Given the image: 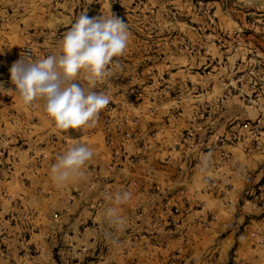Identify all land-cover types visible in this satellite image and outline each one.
Masks as SVG:
<instances>
[{"label":"crops","instance_id":"1","mask_svg":"<svg viewBox=\"0 0 264 264\" xmlns=\"http://www.w3.org/2000/svg\"><path fill=\"white\" fill-rule=\"evenodd\" d=\"M119 3L118 11L113 13L111 3L102 2L101 16L112 14L125 23L129 19L130 41L125 54L114 59L119 68L118 78L110 75L105 79L108 85L96 84L99 89H93L118 102L116 107H121L118 115L135 118L133 123L120 121V126L136 130L143 138L141 160L136 163L125 160L117 168L109 167L113 145L106 144L101 128L86 131L80 137L69 136L65 143L60 139H47L48 134L57 129L43 111L41 102L26 105L15 92L10 96L0 93V147L3 149L0 154V228L9 235L8 254L0 258V264H181L168 259L199 256L203 251L201 238L209 230H213L217 240L228 235L233 239L237 237L235 229L222 235L227 221L219 219V215L213 214V219H207L211 212L223 209L221 206L230 211L232 205L204 180L207 176L223 182L226 178L234 179V175H225L229 173L225 166L220 169L216 166L221 148H235L234 141L230 143L225 139L232 133L229 126H235L233 123L242 117V112H232L230 98L223 99L219 106L214 85L203 91V84L211 80L204 79L196 69L202 63L200 56L196 50L192 53L181 45L185 37L197 40L195 31L184 30L181 34L180 30L170 27L151 26L155 12L160 14L167 6L178 7L179 13L182 12L186 5L183 0H119ZM145 18L147 26L142 24ZM11 19L10 15L7 23L0 27V42L9 45L14 32L18 34V41L24 39ZM39 30L43 47L40 51L47 57L56 51L65 32L57 35L48 34L43 28ZM127 78L129 83L140 84L134 98L127 97L124 88H118ZM205 99H209V104ZM130 101L135 102L130 105ZM186 129L199 135L196 142H182L181 132ZM151 130L155 131L154 138L147 134ZM206 130L214 133L205 135ZM223 131L227 135L221 137L220 145L216 140L218 132ZM91 139L96 141L91 142ZM74 142L86 144L94 151V157L88 162L100 168V180L94 188L87 187L86 167L84 178L65 185H57L51 179L50 169L56 157ZM139 143L131 142L130 151H139ZM188 155H198L201 161L191 166L187 164ZM167 156L170 159L165 161ZM171 158L177 159V165ZM247 161L248 166L238 172L242 178L245 171L251 169V158ZM251 172L254 179L260 173ZM251 172L247 174L249 179ZM133 181L137 184L133 185ZM153 183L161 190V196L151 194L149 188ZM118 191H128L132 197L120 206L126 220L124 227L110 230L104 224L102 213L111 206L108 197ZM163 196L179 204L187 200L193 207L188 220L178 229L153 228L151 214L161 211ZM194 217L198 218V223L192 221ZM88 222L90 224L86 225ZM23 229L30 232L27 245L22 242ZM45 235L49 236L47 241L43 238ZM69 245L78 249L70 252ZM237 251L233 257L238 264L256 259L241 243L235 248Z\"/></svg>","mask_w":264,"mask_h":264},{"label":"rangeland","instance_id":"2","mask_svg":"<svg viewBox=\"0 0 264 264\" xmlns=\"http://www.w3.org/2000/svg\"><path fill=\"white\" fill-rule=\"evenodd\" d=\"M104 1L106 0H0V27L7 23L8 17L11 15V24L15 25L16 30H21L20 37L24 38L21 42L18 41V34L14 32L10 45L4 41L0 42V45L10 50H16L24 42H31L41 49L43 48L40 44L41 35H38L40 28H43V31L48 34L51 32L62 34L81 14H86L89 18L100 17ZM108 1L111 3L112 12L118 11L119 6L114 4L113 0ZM183 1L186 5H183L185 8L183 7V11L180 13V8H168V6L160 14L155 12L151 26L170 27L172 30H180L181 34L184 30L196 32L197 40L190 37L185 38L195 44L196 52L202 61L196 69L204 79L212 81L203 84V91L210 90V87L214 85L213 91L218 92L215 101L219 106L223 103L221 98L232 100L229 107L235 114L242 112V117L235 120L234 127L229 126V131L240 133V139L245 137L243 141L233 140L230 134L225 139L230 143L234 141L235 147L231 149L232 151L228 150L231 157L234 156V161L233 157L231 158L234 163V172L225 173L227 177L234 175V179L226 178L225 181L231 184V188L226 198L223 199L227 204L232 205L231 209L229 211L228 207L221 206L223 209L210 213V215L217 214L220 216L219 219L227 221L222 235L235 229L237 237L233 239L231 235H228L217 240L214 238L217 235L213 233V230H209L200 241L202 253L192 258H194L195 264H231L232 261L238 264L239 261L233 256L240 251L241 247L237 252H235V248L241 243L249 254L256 257L254 261L250 260L246 264H264V127H262L264 125V0ZM208 11L215 14L213 25L208 23L206 17ZM2 17L5 18L3 21ZM129 21L127 19L126 25L130 28ZM142 24L149 25L146 18ZM5 27L8 28L7 25ZM116 66V63H113L110 67L111 76L114 78L119 72V68ZM97 84L108 85L105 80ZM139 85V83H129V78H127V81L119 85L118 88H124L125 95L134 98V93L140 89ZM94 89L98 90L99 87L96 86ZM248 97L251 99L250 101H248ZM134 102L130 101L129 104H134ZM204 102L209 104L210 101L205 99ZM110 104L114 107L113 116L118 121L120 115L117 112L121 110V107H116L118 102L112 99H110ZM103 113L104 110L100 112L98 122L93 128L56 130L49 133L47 139L53 141L60 139L65 143L69 136L80 137L86 131L92 132L98 128L103 130ZM246 119L258 122L261 130L258 137H252L248 131L240 128ZM118 122L120 125V120ZM121 129L124 128L121 127ZM186 131L189 130H183L181 133ZM103 132L105 139V131L103 130ZM210 133L214 132L209 130L204 132L205 135ZM194 134L196 138L199 136ZM226 135V131L218 132L219 138H225ZM90 141L96 140L91 139ZM249 158L252 160L251 169L246 170L245 178H242L238 172L248 166ZM252 170L260 171L256 179L252 176ZM250 172L251 178L249 179L247 174ZM218 199L220 198H216L219 202ZM227 204L225 203V205ZM207 219H210L209 215ZM245 224L250 225L246 227ZM203 227L206 226L203 224ZM246 228L250 229L246 231ZM242 232H244L243 235ZM240 235L241 237H239ZM45 236L43 238L47 241ZM27 237H30V232ZM7 248L9 249L8 243ZM177 252L176 250L175 253ZM5 257L0 255L1 259ZM174 257L169 258L168 261L172 260L177 263L180 261L181 264H185L189 259H184L182 256Z\"/></svg>","mask_w":264,"mask_h":264},{"label":"clouds","instance_id":"3","mask_svg":"<svg viewBox=\"0 0 264 264\" xmlns=\"http://www.w3.org/2000/svg\"><path fill=\"white\" fill-rule=\"evenodd\" d=\"M129 41L130 32L120 18L112 14L89 18L81 14L65 32L55 52L35 58L21 54L10 68L15 86L12 91L26 105L41 102L57 130L93 128L100 112L110 103L109 95L93 88L111 75L110 65L114 58L125 54ZM93 157L91 147L74 142L56 157L50 169L51 179L62 186L84 178L85 167ZM131 197L128 191L108 197L111 206L102 213L108 229L124 227L126 220L120 206Z\"/></svg>","mask_w":264,"mask_h":264},{"label":"built area","instance_id":"4","mask_svg":"<svg viewBox=\"0 0 264 264\" xmlns=\"http://www.w3.org/2000/svg\"><path fill=\"white\" fill-rule=\"evenodd\" d=\"M192 2V1H191ZM113 3L117 6H120V3L118 0H113ZM206 17L208 19V23L210 25H213L215 23V14L214 12H206ZM5 18L2 17V21ZM182 47L186 49L187 51L193 52L196 50V46L191 40L188 38H184L182 43ZM31 55L33 58L35 57H44V54L40 51V49L31 42H24L21 44L16 50H10L9 48L0 45V93H3L5 96H10V94L14 91L15 86L11 82V74H10V68L12 65L17 62L21 58V54ZM111 67V65H110ZM81 83L84 84V82L81 80ZM220 100L223 101V98ZM251 99L248 97V101ZM113 110L114 107L110 104L107 105V107L104 109V113L102 114V127L105 131V142L106 144H112L111 147V153H110V161H109V167L117 168V166L120 164V162H123L125 160L131 161L133 163H136L141 160V152L144 147L143 138L140 134H137V131L134 129H121V126L119 125V120L123 123H127L130 121L131 123L135 122V118H129L128 115L123 114L119 116L118 121L117 118H114L113 116ZM264 127V125H262ZM240 128L243 130L248 131L252 137H258L260 133V126L258 122L250 121L248 119L244 120L242 124L240 125ZM149 137L154 138L155 131L151 130L147 133ZM231 138L233 140H244L245 137L243 136L240 139V133H231ZM115 140V143L113 144ZM181 140L184 141H190L193 140L196 142V137L194 132L186 131L185 133H181ZM134 141H139L138 144L139 151H130L129 144ZM221 145L223 140L221 138L216 140ZM3 153L2 147H0V154ZM219 156L220 161L217 162V168L220 169L222 166H225L227 171H232L234 169V163L231 161V154L228 150L221 148L219 150ZM169 156L165 157V161L169 160ZM201 160L197 156H191L188 155L187 164H190L191 166H194L195 164L199 163ZM171 162L174 165H177V159L171 158ZM11 165V164H10ZM179 170V168H178ZM86 172L88 174V181H87V187L88 188H94L97 181L100 180V168L99 166L88 164L86 166ZM206 184L213 188H217L219 191L220 198H225L231 188V184L227 181H222L221 179L215 180L213 177L207 176V178L204 180ZM133 185L137 184V181L132 182ZM151 194L161 196L162 192L159 189V187L153 183L149 188ZM78 192V191H76ZM75 192V193H76ZM161 211L160 212H154L151 214V222L153 225V228L156 230H175L181 227L182 223L189 218L193 207L187 202V200H184L182 204H179L178 201L170 202V200L167 197H161ZM214 215H210V219H213ZM15 220H18V218L14 217ZM13 219V220H14ZM193 222L198 223L199 220L197 217H194L192 219ZM90 222H88L86 225H89ZM29 232L27 229L22 230V242L24 245L28 244ZM46 239H49V236L46 235ZM9 241V235L7 232L0 228V255L7 256L8 254V248L7 243ZM75 249L74 245H69L68 250L71 252Z\"/></svg>","mask_w":264,"mask_h":264},{"label":"water","instance_id":"5","mask_svg":"<svg viewBox=\"0 0 264 264\" xmlns=\"http://www.w3.org/2000/svg\"><path fill=\"white\" fill-rule=\"evenodd\" d=\"M185 264H195L194 258H189Z\"/></svg>","mask_w":264,"mask_h":264}]
</instances>
